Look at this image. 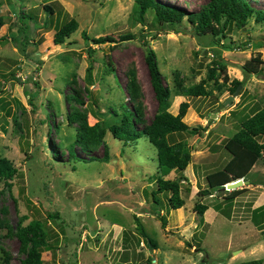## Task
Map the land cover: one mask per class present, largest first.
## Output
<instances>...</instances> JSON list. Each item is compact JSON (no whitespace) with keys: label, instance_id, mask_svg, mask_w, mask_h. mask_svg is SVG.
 <instances>
[{"label":"rangeland","instance_id":"374dc122","mask_svg":"<svg viewBox=\"0 0 264 264\" xmlns=\"http://www.w3.org/2000/svg\"><path fill=\"white\" fill-rule=\"evenodd\" d=\"M157 1L194 13L210 0ZM247 1L264 11V0ZM139 10L135 0H0V160L18 169L12 180L0 179V264H20L25 257L7 229L15 230L22 218L23 226L40 221L48 233L51 247L42 250L43 264L264 261V220L260 228L253 224L256 210L264 208V158L244 179L253 185L244 186L247 191L232 203L224 192L198 195L208 188L207 176L230 161L226 142L245 118L264 109V65L259 75L245 77L242 70L251 59L264 61V24L249 19L244 27L232 25L216 44L198 37L187 19L164 28L153 9L144 23ZM21 16L26 18L24 33L18 32ZM72 20L78 30L56 44V34ZM101 38L116 43L92 41ZM149 49L171 91L169 112L177 116L181 104H189L184 122L190 131L169 137L170 144L192 155L184 173L166 177L187 178L181 183L184 206L179 210L170 205V192L157 195L158 204L153 199L157 150L146 138L124 146L108 133L110 163H74L69 157L68 146L76 142L80 126L71 122L72 114L86 115L94 126L111 122L114 111L123 114L134 107L127 93L131 71L140 86L145 121H152L158 104L145 62ZM218 60L227 70L217 84L208 82L209 98L175 96L177 79L186 86L208 80ZM234 80L242 83L238 95L229 91ZM75 151L89 158L80 147ZM92 155L102 158L103 146ZM198 203L209 208L203 217L195 211ZM56 213L62 220L50 218ZM159 214L167 220L165 228ZM136 218L157 249L139 234Z\"/></svg>","mask_w":264,"mask_h":264},{"label":"trees","instance_id":"16d2710c","mask_svg":"<svg viewBox=\"0 0 264 264\" xmlns=\"http://www.w3.org/2000/svg\"><path fill=\"white\" fill-rule=\"evenodd\" d=\"M135 1L140 7L138 15L143 23L147 11L153 9L156 13L157 22L162 27L168 28L187 19L194 26L198 37L213 39L216 44L220 43V37H226L227 31L231 29L232 25L244 27L249 19H254L257 23L264 24V11L256 10L247 0H210L201 10L194 13H188L183 9L164 5L157 0ZM46 9L49 14L52 13L49 6ZM20 19L22 21V27L18 32L24 33L27 30L26 18L21 16ZM77 30L78 23L72 20L56 34L55 43L63 44ZM84 38L85 41H90V38L85 34ZM25 40L27 41L26 38ZM92 41L96 45H101L108 41L116 43L111 38H101ZM249 44L250 42L246 43L243 47L246 49ZM145 62L158 104L152 121L150 123L145 121L143 105L140 101V86L134 72L131 71L128 74L127 93L130 100L135 103L134 107L126 109V113L123 114L114 111L111 122H98L94 126L88 123L86 115L80 113L72 114L69 119L73 123H79L80 126L77 129L76 142L68 146L69 157L74 163L85 162V160L87 162L110 163V150L105 142L108 133H111L114 139L121 142L124 146L136 142L141 138H146L157 150L158 167L156 182L158 190L152 193L153 199L158 204L157 195L170 192L172 194L170 197V205L174 210H179L184 206V201L181 198V183L187 181V178L182 176L180 180H167L166 177L173 171L184 173L191 163L192 155L190 149H179L176 144H170L169 137L173 134H183L190 131V127L184 122L189 104H181L177 116L171 114L169 112L171 107V91L163 82V76L153 50L149 49L147 51ZM215 64L216 68L210 70L209 79L197 85L186 86L183 81L177 79L175 81V96L209 98L212 94L208 90V82L214 80L217 84L220 80L219 77L226 74L227 70V65L223 60H218ZM262 65H264V61L260 58L251 59L242 67L244 76L249 77L250 75L261 74L262 68L260 69V67ZM110 66L112 65L110 64ZM225 80L228 81V78L226 77ZM36 85L39 87L38 83ZM239 86H242V83L234 80L232 87L229 89L230 93L233 95ZM73 98L79 102L77 96H73ZM121 109L122 112L125 110L124 108ZM192 132H197V130H192ZM263 137L264 109H261L253 116L245 118L238 133L226 142L225 149L231 156L230 161L223 170L207 176L208 188L200 191L198 195L200 197H209L213 196L215 191L219 193L224 192L227 194L225 201L228 203H232L235 199L242 196L247 191L245 188L231 192L225 191L224 188L231 183L246 179L256 164L264 158V142L261 143L260 141V138ZM101 146L104 148V156L99 158L98 156L92 155ZM76 147H80L82 151L86 152L89 158H79L75 151ZM17 174L18 169L10 161L7 159L0 160V179L8 182ZM250 185H253L251 180ZM208 209V206L198 203L195 211L199 216L203 217ZM218 209L222 211L225 217L230 219V214H226L221 207ZM158 216L163 228H165L167 226V220L160 214ZM50 218L62 220L58 213L51 215ZM261 220H264V208L256 210L253 217V224L260 228L261 224L259 222ZM24 221L25 218H22L15 230L12 227H7L9 236H13L18 240L20 252L25 255L20 264H43L42 250L51 247L48 233L40 221H32L27 226H23ZM136 224L139 234L144 239H147L152 247L157 249L155 241L147 234L144 225L138 218H136ZM152 262L153 258L149 259L147 263L151 264ZM242 264H264V261L254 260Z\"/></svg>","mask_w":264,"mask_h":264},{"label":"water","instance_id":"95a60500","mask_svg":"<svg viewBox=\"0 0 264 264\" xmlns=\"http://www.w3.org/2000/svg\"><path fill=\"white\" fill-rule=\"evenodd\" d=\"M241 88H242V86H239V87L237 88V90H236V92H235V95H238V93H239V91H240ZM231 100H233V98H230V99L226 102L225 106L230 105V104H231ZM248 184H249V182H247V181L239 180V181H236V182H234V183H231V184L227 185V186L224 188V190L230 192V191H234V190H238V189H240V188H243L244 186H247Z\"/></svg>","mask_w":264,"mask_h":264},{"label":"crops","instance_id":"0c3cea01","mask_svg":"<svg viewBox=\"0 0 264 264\" xmlns=\"http://www.w3.org/2000/svg\"><path fill=\"white\" fill-rule=\"evenodd\" d=\"M246 181V180H245ZM250 183V182H249Z\"/></svg>","mask_w":264,"mask_h":264}]
</instances>
